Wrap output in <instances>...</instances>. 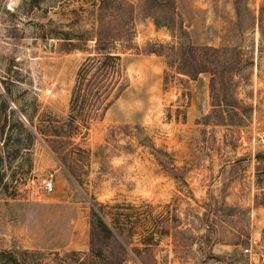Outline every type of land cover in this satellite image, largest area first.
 I'll return each mask as SVG.
<instances>
[{
  "label": "rangeland",
  "instance_id": "1",
  "mask_svg": "<svg viewBox=\"0 0 264 264\" xmlns=\"http://www.w3.org/2000/svg\"><path fill=\"white\" fill-rule=\"evenodd\" d=\"M94 1L0 0V263L5 250L35 251L34 264L87 251L98 203L132 253L148 246L149 264H264V0H241L239 18L234 0H175L180 38L138 19L121 52L125 87L54 152L26 131L68 113L78 66L95 54ZM179 39L241 47L236 95L252 108L238 123L198 120L209 72L190 78L145 51Z\"/></svg>",
  "mask_w": 264,
  "mask_h": 264
},
{
  "label": "trees",
  "instance_id": "2",
  "mask_svg": "<svg viewBox=\"0 0 264 264\" xmlns=\"http://www.w3.org/2000/svg\"><path fill=\"white\" fill-rule=\"evenodd\" d=\"M238 18L243 11L241 0H234ZM95 21L90 29L95 41V54L84 58L78 66L69 98V111L66 115L56 117L50 111L44 115L38 125L27 128L29 139L39 137L54 152H60L57 142L63 145L77 134L78 122L89 124L92 119L103 116L110 103L125 87L122 49L135 47L133 38L138 19L151 17L157 27H167L174 37L175 0H95ZM245 12L250 24L260 26L261 14L256 15L246 7ZM182 30L181 26L177 27ZM175 32V33H174ZM161 49L145 48L146 52H162L168 63L174 64L176 71L190 78L202 72H209L210 112L201 116L204 124L238 123L251 106H245L236 95L238 80L234 79L236 71L242 65V49L238 45H196L191 41L178 40L176 44H159ZM164 50V51H163ZM213 118V119H211ZM65 146V145H64ZM4 174L0 171V186ZM128 248L113 223L105 217L102 206L93 203L90 211V231L87 251H55L57 264H127L130 255L140 264H149L143 259L149 252L147 245L134 253ZM138 255H137V253ZM9 255L0 264H34L29 255L36 253L28 249L6 251ZM132 253V254H131ZM150 253V252H149ZM131 256V257H132ZM152 258L155 261L154 254ZM71 260L72 263L67 260ZM37 264H50L49 261Z\"/></svg>",
  "mask_w": 264,
  "mask_h": 264
},
{
  "label": "built area",
  "instance_id": "3",
  "mask_svg": "<svg viewBox=\"0 0 264 264\" xmlns=\"http://www.w3.org/2000/svg\"><path fill=\"white\" fill-rule=\"evenodd\" d=\"M48 90H49V89H48ZM262 140L264 141V135L262 136ZM44 187H45L47 190H52V189H53L54 185H53V183H52V181H51L50 178L46 179L45 184H44Z\"/></svg>",
  "mask_w": 264,
  "mask_h": 264
}]
</instances>
